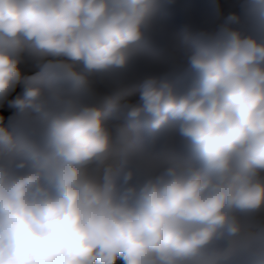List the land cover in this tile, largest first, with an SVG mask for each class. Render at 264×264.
Masks as SVG:
<instances>
[{"label":"clouds","instance_id":"clouds-1","mask_svg":"<svg viewBox=\"0 0 264 264\" xmlns=\"http://www.w3.org/2000/svg\"><path fill=\"white\" fill-rule=\"evenodd\" d=\"M0 264H264V0H0Z\"/></svg>","mask_w":264,"mask_h":264},{"label":"trees","instance_id":"trees-1","mask_svg":"<svg viewBox=\"0 0 264 264\" xmlns=\"http://www.w3.org/2000/svg\"><path fill=\"white\" fill-rule=\"evenodd\" d=\"M187 2L194 17H201L206 13L208 0H187ZM217 3L220 5L221 13L224 11L227 14L239 6V0H217Z\"/></svg>","mask_w":264,"mask_h":264},{"label":"rangeland","instance_id":"rangeland-1","mask_svg":"<svg viewBox=\"0 0 264 264\" xmlns=\"http://www.w3.org/2000/svg\"><path fill=\"white\" fill-rule=\"evenodd\" d=\"M238 8H239V6L234 11L238 10ZM221 14H222V16H226L227 15V13L224 12V11Z\"/></svg>","mask_w":264,"mask_h":264}]
</instances>
